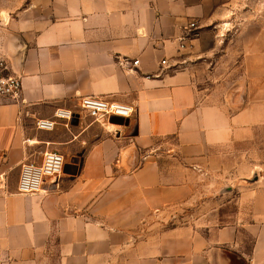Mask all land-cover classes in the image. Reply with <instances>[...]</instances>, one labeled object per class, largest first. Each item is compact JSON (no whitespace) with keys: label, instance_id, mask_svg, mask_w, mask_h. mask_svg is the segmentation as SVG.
Wrapping results in <instances>:
<instances>
[{"label":"crops","instance_id":"1","mask_svg":"<svg viewBox=\"0 0 264 264\" xmlns=\"http://www.w3.org/2000/svg\"><path fill=\"white\" fill-rule=\"evenodd\" d=\"M245 3L36 0L17 14L13 33L24 51L18 57L15 44L5 46L4 60L22 90L0 95V264H234L227 250L241 264H264V184L240 195L250 221L217 225L214 207L178 219L189 211L186 181L197 178L204 155L255 123L252 105L230 112L234 98L215 99L216 90L196 81L202 63L208 79L223 80L220 30H231ZM240 57L251 74L240 80H264V32ZM247 91L236 95L243 100ZM86 96L132 106L129 124L94 120L80 107ZM59 108L79 123L55 118ZM40 119L56 124L39 129ZM161 138H173L174 148L163 151ZM56 149L77 152L81 163L66 161L44 191L19 192L20 164ZM166 155L176 162L171 170L162 168Z\"/></svg>","mask_w":264,"mask_h":264},{"label":"rangeland","instance_id":"2","mask_svg":"<svg viewBox=\"0 0 264 264\" xmlns=\"http://www.w3.org/2000/svg\"><path fill=\"white\" fill-rule=\"evenodd\" d=\"M35 1L0 0V60H4V48L10 46L13 39L12 32H16L13 22L17 14ZM37 1L39 2V0ZM244 6L248 7L247 11L242 10ZM234 12V19L241 20L237 22L234 19L231 20L232 23L229 22L227 27L231 30H220V34L223 36L221 43L226 45L227 53L223 51V58L217 60L216 76L218 79L223 78V80H214L213 76L208 79V65L202 63L200 67L206 71L202 72V80L196 81L202 89L216 90L215 99L219 98L220 101L224 102L226 98H234L230 103V112L252 105L255 123L251 132L241 134L242 138L212 148L210 152L204 155L206 158L204 164L197 166L199 167L196 170L197 178L191 177L192 179L186 181V189L189 194L185 198L184 204L189 206V211L178 214L180 221L191 219L193 214H202L213 207L216 211L210 216L215 215L214 219L217 225L234 222L241 216L250 221L251 215L242 212L244 208L239 202L240 195L246 188H255L264 184L262 181L264 178V118H262V112H264V80H240L243 74L251 77L242 63L240 50L246 42L255 41L258 34L264 32V0H249V3L236 6ZM242 89L243 91L248 90V95L243 100L236 95ZM255 103L259 106L256 107ZM73 130L76 129L73 128ZM245 136L247 137L245 138ZM174 142L173 138H161L158 140V145L163 151L168 152L174 148ZM76 153L74 152L71 158L67 154L65 156L66 161L71 164H79L80 155ZM163 158L165 164H162V168L171 170L176 162L171 155ZM251 239L252 236L250 235L248 244ZM226 252L232 257L234 264H241L233 252L229 250Z\"/></svg>","mask_w":264,"mask_h":264},{"label":"built area","instance_id":"3","mask_svg":"<svg viewBox=\"0 0 264 264\" xmlns=\"http://www.w3.org/2000/svg\"><path fill=\"white\" fill-rule=\"evenodd\" d=\"M195 26V22L189 24L190 28H195ZM134 63H138V60ZM161 63H166V60H162ZM21 90V77L10 73L7 61L0 60V95L17 98L20 96ZM80 107L100 123H110V117L113 115L131 118L134 111L130 105L97 96L83 97ZM75 115L76 112L69 109L59 108L55 111V118L65 119L66 126L72 125ZM55 124V120L40 119L36 126L39 129H53ZM65 166V155L57 150H46L40 158H27L20 164L18 191L26 194L44 191L46 184L54 183L63 174Z\"/></svg>","mask_w":264,"mask_h":264},{"label":"water","instance_id":"4","mask_svg":"<svg viewBox=\"0 0 264 264\" xmlns=\"http://www.w3.org/2000/svg\"><path fill=\"white\" fill-rule=\"evenodd\" d=\"M12 36H13V39L11 40L9 47L12 48V46L15 44L17 46V51H15V52L18 53V57H21L22 53L24 51L25 44L22 41V39L20 38V36H18V34H16V33L14 34L12 32ZM110 122H113V123H116V124L128 125L129 122H130V119L129 118H124L122 116L113 115V116L110 117ZM78 123H79L78 114H76L75 117L72 120V124H78ZM134 134H137V132H135ZM69 172L72 175H75L77 173V170H75L73 172L72 171H69ZM256 178H257V176H256Z\"/></svg>","mask_w":264,"mask_h":264}]
</instances>
